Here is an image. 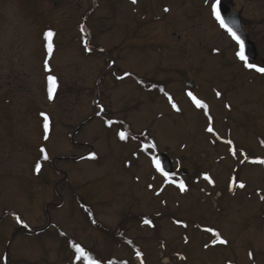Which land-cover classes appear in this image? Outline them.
<instances>
[{
  "label": "rangeland",
  "instance_id": "rangeland-1",
  "mask_svg": "<svg viewBox=\"0 0 264 264\" xmlns=\"http://www.w3.org/2000/svg\"><path fill=\"white\" fill-rule=\"evenodd\" d=\"M191 1L0 0V264H264V80Z\"/></svg>",
  "mask_w": 264,
  "mask_h": 264
},
{
  "label": "flooded vegetation",
  "instance_id": "flooded-vegetation-1",
  "mask_svg": "<svg viewBox=\"0 0 264 264\" xmlns=\"http://www.w3.org/2000/svg\"><path fill=\"white\" fill-rule=\"evenodd\" d=\"M203 2L202 7H197L193 1L191 3H185L184 7H189L190 9H193L192 12L198 11L199 15L203 18H206V30L212 32L211 35H219L221 36L222 41L224 43H227L228 45L234 47L236 49L235 54L237 51H239V46L237 43L231 38V36L227 33V31L224 28L220 27L219 22L215 19V16L212 13V4L215 3V0H200ZM244 2L245 5L242 8H238L239 3ZM258 5V10H255V6ZM187 8V10L191 11ZM219 10L221 13V16L224 18L225 23L230 26L234 31L237 30L242 34V37L244 39V42L246 45H251L253 47V53H251V57L255 58L253 60L248 59V62L256 64L259 67H264V37L262 36L264 33H257L254 32L252 28H248L249 21L251 16L258 15L259 13H262L264 16V0H220L219 4ZM195 19H198L196 16ZM193 21H197V20ZM219 40V38H217ZM254 56V57H253ZM237 57V56H236ZM238 63L235 66H238L240 69V72H249L254 77L256 76L259 78V80H264V74L256 72L254 69H249L245 67L244 62L241 61L237 57ZM191 65V63H189ZM235 78L236 75H232ZM241 75H237V78H240ZM144 79V80H143ZM135 80L138 81V85L142 88H160L163 86L158 85V82L154 83L153 85L148 87V79L147 78H136ZM187 81H190L187 80ZM230 81V82H229ZM227 83L232 84V80H229ZM151 83V84H152ZM195 90V88L193 89ZM188 94L189 92H192V90L187 89L185 90ZM194 93V92H193ZM195 94V93H194ZM97 105V104H96Z\"/></svg>",
  "mask_w": 264,
  "mask_h": 264
},
{
  "label": "snow or ice",
  "instance_id": "snow-or-ice-1",
  "mask_svg": "<svg viewBox=\"0 0 264 264\" xmlns=\"http://www.w3.org/2000/svg\"><path fill=\"white\" fill-rule=\"evenodd\" d=\"M132 3H136V0H132ZM219 4H220V0H215V3L212 4V13L213 15L215 16V19L219 22L220 24V27L221 28H224L227 33L231 36V38L237 43V45L239 46V51L236 52V56L244 62V65L245 67L249 68V69H254L256 72L258 73H262L264 74V67H259L257 66L256 64H253V63H250L248 62V57L246 56L245 54V47H244V41L241 39V37L230 27L228 26L226 23H225V20L224 18L221 16V13H220V10H219ZM165 12H168L169 9L168 8H165L164 9ZM53 32L52 31H48L45 36H46V39L49 40V43H48V53L49 55H51L52 53V43H51V37L53 36ZM45 68L46 70H48V62L47 60L45 61ZM49 83H50V87H49V91H48V98L49 99H53V92H54V89H55V86H56V81H55V77H52V76H49ZM160 91H164L162 88L160 89ZM166 96H168L167 93H165ZM188 95L193 99V101L196 103L197 107H200V108H206L207 106L202 104L201 101L197 100L195 96H193V94L191 92L188 93ZM220 93L217 92V96H219ZM168 99L169 101L171 102L172 101V97L171 96H168ZM172 107L173 108H176V105L174 103H172ZM179 110V109H177ZM112 122L109 121V124H111ZM49 129V124H48V117L45 115L44 116V130L45 132H47ZM208 131H212L211 128L208 129ZM119 138L121 140H125L126 139V133L121 131L119 134ZM47 138V137H45ZM229 144H231V141L228 142ZM155 145H153L154 147ZM41 153H43V159L45 161H47L49 159L47 153H46V150L41 148ZM92 158H95L94 155ZM259 163L261 164H264V160H260ZM155 166L157 168V170H160V171H163V169L161 168V165H160V161L157 159L155 160ZM35 171L37 173H39L41 171V167L42 165L40 163H37L35 166ZM167 175V174H165ZM239 188H244L245 185L243 183H239ZM179 188L181 191H184L185 190V185L183 184V182H181L179 184ZM20 218L17 217V221L19 222ZM144 223L145 224H151V221L150 220H147L145 219L144 220ZM216 236L219 237V233H216ZM185 242L187 243V238L185 240ZM220 243L221 244H226L227 241L226 240H223L221 239L220 240ZM74 249H75V253L77 254L76 258L79 259L80 256H84L85 255V252H84V249L79 245V244H74L73 245ZM205 247H207V245H205ZM137 255L139 256L140 253L137 252ZM249 255L251 256V253H249ZM90 264H97V262L95 260H92L90 261Z\"/></svg>",
  "mask_w": 264,
  "mask_h": 264
},
{
  "label": "water",
  "instance_id": "water-1",
  "mask_svg": "<svg viewBox=\"0 0 264 264\" xmlns=\"http://www.w3.org/2000/svg\"><path fill=\"white\" fill-rule=\"evenodd\" d=\"M240 37L241 39L244 41L243 37H242V34L240 33V31H238V26H237V30L235 31ZM244 47H245V54L246 56L248 57V59H255V58H252L251 57V53H253V47H251V45H246V43L244 42ZM254 57V56H253ZM189 86H193V84L189 83L188 84ZM158 160L160 161V165H161V168L163 169V172L164 173H168V172H171V164H170V161L168 159L167 156L165 155H161Z\"/></svg>",
  "mask_w": 264,
  "mask_h": 264
},
{
  "label": "trees",
  "instance_id": "trees-1",
  "mask_svg": "<svg viewBox=\"0 0 264 264\" xmlns=\"http://www.w3.org/2000/svg\"><path fill=\"white\" fill-rule=\"evenodd\" d=\"M100 52H103V51H100ZM107 68H108V70L110 69H112V68H110L109 67V65L107 64ZM123 131H127V130H123ZM128 132V131H127ZM132 137L136 140V141H139V137L142 139L141 140V145L143 146V147H145V145L144 144H147V145H149V144H151V139L150 138H148V137H146V135L144 136V135H139V136H137V135H134V134H132ZM149 142V143H148ZM146 147H148V146H146Z\"/></svg>",
  "mask_w": 264,
  "mask_h": 264
}]
</instances>
